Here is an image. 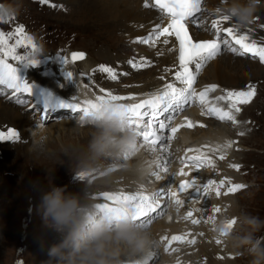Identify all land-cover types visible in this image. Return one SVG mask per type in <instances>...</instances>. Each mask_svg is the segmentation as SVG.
<instances>
[{"label": "bare ground", "instance_id": "obj_1", "mask_svg": "<svg viewBox=\"0 0 264 264\" xmlns=\"http://www.w3.org/2000/svg\"><path fill=\"white\" fill-rule=\"evenodd\" d=\"M85 2L87 4V7L89 8V13H93L91 17H85V20L92 21L93 26L100 28V35H102L103 33L106 35L115 34L118 38L113 39L111 44L104 43L109 46V50H107V47L106 49L105 47H103L99 51L96 50L98 51V54L97 58L95 59H93L90 55H87L84 60L77 63H72L68 59V62L66 64H64L63 61L57 63L53 60L45 64L41 69H34L29 71L28 73H25L22 70L23 66L20 67L21 70L18 68V76L22 80H26L32 86L31 94L28 95V97H24L26 96V94L19 96V99L22 100L27 98V104L31 102L27 110H37V112L40 111L42 115L51 112L57 113V116H74L75 112L78 111H74L72 108L65 106L72 104L74 97L77 98L75 102H81L84 100H94L96 97L95 94H93V89L95 88L91 84V81L94 80L90 77H96L99 80L100 85L97 84L99 90L103 88L106 91H111L113 94L116 95L122 94L123 96H136L135 100H126L118 102L126 104L139 102L140 99L146 98L144 94L153 92L159 87H161L162 84L165 82L160 79L161 76H165L168 80L172 79V73L165 71L166 68H174V65L176 63L177 53L175 51H169V48H171V44L163 45L158 43L155 46L143 44L142 46L139 43L133 42L136 37L147 35V33L151 30L154 24L161 22V16L157 10L153 8H144L143 0H85ZM223 2H225V0H223L222 2H220V0H208L206 6L204 5V15H207L210 19V21H207L206 24L211 25L212 20L219 18L220 14L213 13L210 11V9L220 7ZM260 2H264V0H260ZM166 21L167 20L165 19L164 23H166ZM141 25H143V27H141ZM221 27H234L238 30V34H247L249 37V42L255 40L258 44H264V31L257 30L255 25L252 23H249L244 27H237L232 21H227L224 22ZM191 29L193 30V33L197 37V39L213 38V35L210 36L207 30H205L207 29L205 27L199 30L194 27H191ZM108 39H110V37H108ZM110 48H115V52L112 53ZM42 51L43 49L39 50V54L43 56L46 53H42ZM224 52L226 53V51ZM231 54L226 53L221 58V61H218L219 59H217L208 68L202 71L203 75L199 76V78L201 79L200 84L196 86L198 91L202 89L203 86L206 84H218L220 88H218L217 91L214 92V94H211L212 97H214L220 90L223 91L224 88L238 90L237 88L239 87V85H241L243 80L245 81L247 79L246 82H249L253 77H257L258 79L262 76V74H264V72H262V74H259L256 71H252L251 69H245L243 62L241 60L236 59V57L233 56L234 54ZM66 56L69 58L68 55ZM141 57L150 60L151 66L142 68L137 71L132 69L131 66L127 63V61L131 58H136L137 60H139ZM234 60H237L239 63L234 64ZM8 62L11 63L10 59ZM100 64L111 65L117 70L118 73H127V75H121L116 81L109 80L106 74H97V72L93 71L96 66ZM250 67L252 68L254 66H252L251 64ZM65 72H72L73 77L68 78ZM81 73H84L85 75L82 76ZM87 78L91 79V81L87 80ZM86 84L88 85V87L84 86ZM60 87L62 88L60 90V93L63 92V95L62 93H51L52 90ZM7 95L8 97L16 100V97L13 96L12 90H8L7 88L0 86V96L3 97ZM141 96L145 97L140 98ZM56 97L57 99L53 100ZM59 97H63L66 100H63ZM59 102H61L62 107H58ZM16 104L19 106L25 105L18 104L17 102ZM219 104L222 107H227L224 102H219ZM251 104L252 103H250V105ZM250 105L244 106H246L245 108L248 109ZM251 106H253V104ZM191 110L192 111L190 113L183 114L181 115V117L185 118L188 115H191L194 122H205V119L203 118L204 115H201L202 108H200V111H196L193 109ZM167 115L168 113L165 114V116ZM25 117L23 116L22 111L18 109V107L14 106L10 102L0 100V131L7 132L8 128L17 129L21 134V143L18 144L28 146L31 137V120L26 115ZM237 120L239 122L240 120H242L241 115L237 116ZM39 123L43 126V123L41 121H39ZM74 123L75 122H71L70 120H65L59 122L56 126H51L50 128H48L51 138L56 140L54 136L62 134L65 139L67 130L72 127ZM221 124L223 123H217V125L214 126L210 125V127H208V130H205L207 129V127L201 128L197 126V128L195 127L192 130H181L180 132H178L173 140L178 139L179 142L176 147H172L171 151L169 150L171 153L170 163L173 161V164L170 168V163L168 164L169 173L166 174V177H164V175L162 174L163 172H161L162 177H164L161 180H157L155 177L151 179L153 176L150 175V173L158 170L156 167V164L159 162L157 160V157L165 154L159 151L151 152L146 147L139 148L137 155L132 158V163H136L137 161L144 162L146 166L150 167V173L141 179L140 177L126 172L125 170L120 168L119 164L112 165V167L116 166L115 170L110 172L105 171L106 174L103 176L100 175L101 179L94 183V197L98 192H137L142 190L150 194L155 191H158L160 188H167L166 183H170L173 180L171 174L176 173L177 170L181 168L182 164L180 163V158L185 156L186 149L200 148L201 145L204 144H211L213 146L216 144H224L227 141H234L233 137H237L234 136V133H241L242 127H232V124L229 122L230 125L227 126V128H223V126H220ZM230 127L233 128L232 132H229L227 130ZM227 131L229 133H227ZM201 132H204L205 135H201ZM18 144H12L11 141H5L3 143H0V177H2V174L5 173L4 170L6 169L9 163V148L12 146H18ZM235 146L236 145L233 143L231 148L225 149L224 153L226 151H233ZM176 150L177 152H174ZM204 151L207 152V149H204ZM188 154L189 153H187V155ZM192 154L195 155L196 153L193 152ZM207 154L215 161V168H213L214 171H217L219 169L220 171H222L223 169H225L226 171V169H228V163L225 162L224 159H218L220 153L208 152ZM23 156L24 160H33L37 158L36 156L30 154L28 151L23 153ZM216 160L221 161L223 165L218 166ZM120 163H123V161H121ZM110 165L111 161L105 162L103 165V171L107 170ZM65 169L66 166H64V170ZM33 170L30 169L29 171L27 170L24 173H27V175H32L31 172ZM187 170L189 169H186L185 171ZM45 171L47 172V169H45ZM220 173L223 174V176L225 175L227 178V172ZM203 174L204 170L203 172L200 170L199 172L194 174V176L199 177L198 183L200 184L207 182V180L205 181L202 178ZM52 176L47 175V178L56 180L58 177L57 174L53 177ZM63 179L64 180L61 182V187H66V190L68 192L77 193L82 190L83 183L78 179L71 180L72 178L69 179L68 177ZM232 179V177H228L229 181H232ZM177 180H174V185L177 183ZM43 181L46 180H42L41 182ZM41 182H39L40 185ZM74 184L76 185L74 186ZM174 185L173 183H171V186L173 188H175ZM3 190L4 189L2 185H0V191L5 192ZM190 195L192 197H195L196 193L193 192ZM231 195L237 194L230 193L227 195L223 206L220 207L222 211L224 209L228 210V208L231 209L233 205H236L234 202V196L230 197ZM182 198L188 200V193L182 194ZM95 201L97 203L107 202L97 198H95ZM206 205L208 206V210H213L214 208L219 206V204H206V197H204L202 201L188 200V202L183 207L179 208V210H177L176 205L171 203L169 213L164 210L163 214L157 216L155 219L152 220V222H154L152 223L153 225L149 224L148 227H146V229H148L152 233L154 239L158 241V245L154 247L152 249L151 254L143 258V260L147 258V264H151L153 260H155L161 255L162 260H159V262H157L156 264H191V260L189 259L188 254L189 251H183L182 248L185 245H188L185 247L191 248L193 244L190 245L186 241L196 238V235H199L200 233L207 232L208 227H206V223L208 222V217L204 219V217L206 216L205 213L202 216L200 212L195 211V209L197 208L203 209ZM190 209L194 210L193 216L191 218L184 219L186 213ZM197 213L199 214L197 215ZM169 216H171V219H169ZM192 219H199L200 223L194 225L191 222ZM161 235L163 237L166 236L169 239L173 235L184 236L185 242L181 243L180 241H173L168 251L166 252L165 246L168 242H161ZM172 248H176L178 249V251L172 252ZM190 250V252H193L192 249ZM188 259L190 262H188ZM240 260L242 259L240 258ZM220 262L222 264H231L226 259H224V261L221 260Z\"/></svg>", "mask_w": 264, "mask_h": 264}, {"label": "snow or ice", "instance_id": "obj_2", "mask_svg": "<svg viewBox=\"0 0 264 264\" xmlns=\"http://www.w3.org/2000/svg\"><path fill=\"white\" fill-rule=\"evenodd\" d=\"M203 0H143L144 8H153L160 13L161 22L153 25L151 30L145 36L136 37L134 43L152 45L171 44L169 51L177 53L176 63L174 68H166V72L172 73V79L168 80L165 76L160 79L165 81L161 87L153 92L144 94L146 98L140 99L136 103H118L121 110L127 113V121L131 128L137 132L139 142L133 145V151L141 147H146L151 152H161L165 155L157 157L159 161L156 164L157 171L151 172L157 180L164 177L161 172L168 174L171 153L169 151V142L175 138L177 132L184 127L189 129L195 127L205 128L207 125L193 122L188 117H185L183 124L173 126V121L180 112L184 111L187 106L199 104L202 108L201 115L213 117L216 120L233 125L239 123L237 113L242 111V105H248L256 96L257 90L254 85H247L245 88L224 89L222 95L211 97L210 94L217 91L220 86L218 84H206L199 91L197 90L198 77L205 66L212 60L219 57L224 51H230L239 56L249 55L251 58H258L260 63L264 64V44H258L255 40L249 42L247 34H238V30L234 27H221L224 22L229 21L227 15H220L218 19L211 22L210 31L214 34L211 39H197L190 30V26L196 29H203L205 20L202 18L205 9L202 7ZM42 4H50V0H40ZM52 7H58L56 4H51ZM219 12V8H217ZM167 23H164V20ZM143 27V25H141ZM209 30V29H205ZM15 36V42L9 44V40ZM235 45V46H233ZM239 46V47H236ZM17 48H30L32 52L38 50V46L33 41L32 37L25 31L24 27L17 26L13 32L5 34L0 32V86L11 89L13 96L16 97L18 104H27L28 100L19 99L20 95L26 94V97L31 94L32 86L18 76L17 65L23 63L25 66L38 64V60H27L26 55L17 54ZM86 53L83 51H73L70 55L72 63L84 60ZM64 64L68 62V57H62ZM9 59L16 61L14 65L9 63ZM27 60V62H26ZM132 69L139 71L142 68L151 66V61L141 57L139 60L131 58L127 61ZM94 72L104 73L107 78L116 81L121 75L127 73H118L111 65L100 64ZM68 78L73 77L72 72H65ZM81 75H85L81 73ZM88 87V85H84ZM100 91L104 95L96 96L94 100H84L65 105L78 111L81 114L88 115L97 111L104 101L110 100L114 102L135 100V95L122 96L113 94L111 91H106L101 88ZM219 102H224L227 107L220 106ZM168 113L167 116L165 114ZM163 117V118H162ZM43 122V121H41ZM243 135V133H239ZM20 134L13 128H8L7 133L0 131V141H20ZM235 141H227L224 144H204L200 148H188L185 150V156L180 158V163L183 167L178 173L171 174L172 177L184 176L191 179H184L173 188H160L153 193L144 191L127 192H98L94 198L101 199L107 202L97 204L98 211H107L120 214L126 211L128 206L136 209V222L140 227L146 228L157 216L163 214L164 209L168 207L167 203L162 201H170L177 206V210L183 207L188 200L202 201L207 196L209 191L214 190L217 197L221 195L220 189L225 186L227 178L219 182L208 179L206 183H198L199 177L193 173L199 172L202 168H215V161L207 154L208 152L220 153L218 159H225L224 151L231 148ZM207 149V152L204 151ZM196 153L195 155H187V153ZM127 156V154H126ZM116 166L111 167L110 171L115 170ZM230 167L237 171L240 165L234 164ZM185 168L189 171H185ZM105 172H100V175H105ZM244 184H233L228 181V187L224 195L238 192L244 189ZM196 193L192 197L191 193ZM188 193V200L182 198V194ZM192 209L188 210L184 219L193 216ZM203 216L202 208L195 209ZM214 212H220V208L213 209ZM211 217H208L210 219ZM171 219V216H169ZM192 224L200 223L199 219H192ZM201 235H203L201 233ZM161 240L167 241L165 251L167 252L173 241L185 242V237L173 235L161 237ZM188 244H195V238L186 241ZM217 244L221 242L216 240ZM172 252L178 251L176 248L171 249ZM138 264H147V258L138 262Z\"/></svg>", "mask_w": 264, "mask_h": 264}, {"label": "rangeland", "instance_id": "obj_3", "mask_svg": "<svg viewBox=\"0 0 264 264\" xmlns=\"http://www.w3.org/2000/svg\"><path fill=\"white\" fill-rule=\"evenodd\" d=\"M222 1L223 0H220V2ZM207 2L208 0H203L202 2V7L204 9ZM7 4L17 7L18 14L11 16V20L7 19L6 21H0V32L7 34L13 32L17 26L22 25L38 46V51L35 52H32L30 48H17V54L26 55L27 60H33L36 57L42 56L39 54V50L43 49L42 53H46L45 55H48L51 50V55L55 56L56 54L53 51H57V55L59 56L57 59L45 58L42 63L36 64L35 66H23L22 70L25 73L34 69H41L45 64L53 60L60 63L63 61L62 57H67V53L72 50L86 52L87 55H90L95 59L97 58L98 51L103 47H105V49L107 47V50H109V46L104 43L111 44L113 39L118 38L115 34L106 35L103 33L100 35V28L93 26L92 21L85 20V17L89 18L93 15V13H89V8L87 7L85 0H50V4H42L40 3V0H0V5ZM51 4H56L58 7H52ZM202 17L204 20L210 21L209 17L204 15V12ZM251 23L255 25L257 30L264 31V2H260L258 5L257 12ZM204 27L210 29L211 25L205 23ZM207 32L210 36L214 35L210 30H207ZM108 37H110V39H108ZM15 39L16 37L13 36L12 39L9 40V44H13ZM140 45L143 46V44ZM114 50L115 48L111 49L112 53L115 52ZM226 53L231 54V52L227 50ZM226 53L223 52L219 57L210 61L203 70L208 68L217 59H219L218 61H221V58ZM45 55L42 57H47ZM233 56L243 62L245 69H251L259 74L264 72V64L260 63L258 58L253 59L249 55L243 57L237 54H234ZM36 60L41 61V59ZM12 63L16 64L17 62L12 60ZM233 63L238 64L239 62L234 60ZM249 63L254 67L251 68V64ZM20 67L21 66H17L19 69ZM97 74L102 73L97 72ZM200 75L202 76L203 72ZM256 79L257 77H253L249 82H246L247 79L245 81L243 80L241 83L242 86L239 85L237 88L240 90L249 84H253L256 87L257 93L251 102L253 106H251L252 104H249L250 107L246 109V106L242 105V111L236 114V116L241 115L242 120L236 125L232 124V127H242L241 133H243V135H239L240 132H238V134L234 133V136L237 137H232L236 146L233 151H226L224 153V161L228 163V169H226V171L225 169L222 171H220V169L214 171L212 167H207V169L204 170L203 176L205 180H207L206 178L208 176L210 179L219 182L226 178V176H223L220 172H227L226 174L228 175L225 186L220 189L221 195L217 197L214 190L209 191L206 196V204H219L218 208L223 206V203L227 198V195H224L223 193L226 192L228 187V177H232L233 179L231 183L244 184L246 186L244 189L235 192L238 196H230H234V202L238 208H242L247 212L264 218V74H262L257 80ZM87 80L91 81V79L88 78ZM200 80L201 79L198 77L197 86L200 84ZM93 83L97 86L96 82L91 81V84L95 88L93 89V94H95V96H100V90L97 89ZM61 89V87L54 89L51 93L59 94ZM61 93L63 95V92ZM211 94L210 96L212 97ZM220 94L219 91L215 96H220ZM144 97L145 96H141L140 98ZM59 98L66 100L63 97ZM56 99L57 97L53 100ZM0 100L10 102L18 107V109L22 111L23 116L25 117L26 115L31 120V130L37 127L36 123H39V121H43V126L50 128L51 126H56L59 122L65 120L75 122L80 115V112H75L74 116L71 117L57 116V113L51 112L42 115L40 111L37 112V110L33 111L32 109L27 110L31 102L27 105L19 106L16 104V100L8 97V95L3 97L0 96ZM58 107H62L61 102H59ZM203 118L205 119V122L201 123L207 125V129L205 130H208L210 125L214 126L217 125V123H223L207 115H204ZM229 125L228 122L223 123L220 126L227 128ZM15 130L20 134L17 129ZM227 130L232 132L233 128L230 127ZM228 131L227 133H229ZM201 135L204 136V132H201ZM54 138L56 140H52L55 141L56 144H59L64 140L62 134H58L54 136ZM173 141L174 143L172 147H176L179 141L178 139ZM3 142L5 141H0V143ZM11 143L18 144L21 142L11 141ZM9 150V163L4 170L5 173L0 177V185H2L4 189L3 191H5H0V264H43V262L48 259V249L52 244L58 242L59 236L52 229L44 226L37 211L41 195L43 192L49 190L50 181L53 185L61 187V182L64 180L63 178H72L71 180L76 178L70 173L67 163L65 165H57L52 171L55 166L54 158L48 159L49 162L47 159L43 158L24 160L23 153L28 151V146L18 144V146L10 147ZM174 152H177V150ZM62 159L65 161L68 160L67 157H62ZM216 163L218 166L223 165V163L218 160H216ZM40 164H43L46 167ZM234 164L240 165L239 171L230 167V165ZM64 166H66L65 170ZM103 167L104 166L99 169V172L103 171ZM30 169H34L31 172L32 175L24 173ZM45 169H47V172ZM105 171L107 170H104L103 172ZM99 172L94 173L95 179L92 181V186L101 179ZM53 174H57L58 177L56 180L47 178V175L52 176ZM162 174L166 177L165 173ZM153 178L154 176L151 179ZM42 180L46 181L41 182ZM39 182H41V185ZM85 183H87V181H85ZM75 185L76 184H74V186ZM162 203L168 204L169 201H162ZM231 209L228 208V210L224 209L222 211L220 208V212L216 213L211 209L208 210V206L206 205L202 210H204V213L206 214L204 217V219H206V217H219L222 213L229 212ZM164 210L166 211L167 208ZM198 214L199 213H197V215ZM152 223L154 222H151L150 225H153ZM206 227H208L207 232L202 233L203 235H201V233L196 235V243L193 244L191 248L185 247L188 245H185L182 248L183 251H189L188 254L191 264H222L220 261H224V259L228 260L231 264H243V260H240V258L236 257L233 253L227 251L223 244H217L216 241L212 239L208 222L206 223ZM190 249H192L193 252H190ZM189 259L188 262H190ZM155 260H151V264H156L159 260H162V256L160 255Z\"/></svg>", "mask_w": 264, "mask_h": 264}, {"label": "clouds", "instance_id": "obj_4", "mask_svg": "<svg viewBox=\"0 0 264 264\" xmlns=\"http://www.w3.org/2000/svg\"><path fill=\"white\" fill-rule=\"evenodd\" d=\"M259 4L260 0H225L219 12L217 8L210 11L227 15L234 25L244 27L254 19ZM16 14L17 7L0 5V21ZM137 143L127 113L110 100L93 113L80 114L59 144L52 140L49 129L37 122L28 152L37 158H54L52 171L67 163L70 173L83 183L80 192L71 193L50 181L49 190L41 195L37 211L44 226L59 236L43 264H138L158 245L152 233L137 224L134 207L128 206L120 214L101 212L94 198V173L107 161H111L108 172L119 164L141 179L150 173L144 162L132 163L139 151H133L132 146ZM208 224L212 239L219 240L243 264H264V218L233 205L229 212L211 217Z\"/></svg>", "mask_w": 264, "mask_h": 264}, {"label": "water", "instance_id": "obj_5", "mask_svg": "<svg viewBox=\"0 0 264 264\" xmlns=\"http://www.w3.org/2000/svg\"><path fill=\"white\" fill-rule=\"evenodd\" d=\"M72 53V52H71ZM71 53H70V55H71ZM69 58H70V56H69ZM71 60V59H70Z\"/></svg>", "mask_w": 264, "mask_h": 264}]
</instances>
